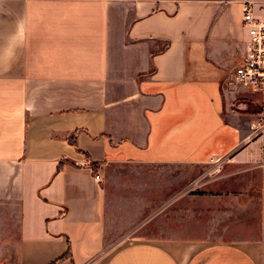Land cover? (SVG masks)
<instances>
[{
  "label": "crops",
  "instance_id": "crops-1",
  "mask_svg": "<svg viewBox=\"0 0 264 264\" xmlns=\"http://www.w3.org/2000/svg\"><path fill=\"white\" fill-rule=\"evenodd\" d=\"M246 1L0 0V264H264Z\"/></svg>",
  "mask_w": 264,
  "mask_h": 264
},
{
  "label": "built area",
  "instance_id": "built-area-1",
  "mask_svg": "<svg viewBox=\"0 0 264 264\" xmlns=\"http://www.w3.org/2000/svg\"><path fill=\"white\" fill-rule=\"evenodd\" d=\"M242 13L248 40L246 52L235 67L234 75L239 84L264 95V0L244 2Z\"/></svg>",
  "mask_w": 264,
  "mask_h": 264
},
{
  "label": "rangeland",
  "instance_id": "rangeland-1",
  "mask_svg": "<svg viewBox=\"0 0 264 264\" xmlns=\"http://www.w3.org/2000/svg\"><path fill=\"white\" fill-rule=\"evenodd\" d=\"M237 65H238V62L234 63L235 67ZM260 96H261L260 94H257L254 92L252 93V91L250 92V90L247 87L239 84L236 81L234 71L230 73V75L228 76V79L224 83V97H225V103H226L227 109L231 108L233 110L240 111V112H246V113L255 112L258 110V107L257 105L256 106L254 105V101L256 97H260ZM226 115L229 117L231 116L229 112H227ZM125 204L127 205L124 206L122 210L132 211L138 208V207L130 206L129 202H126ZM152 206H153V200H150L146 203V207L144 208H148Z\"/></svg>",
  "mask_w": 264,
  "mask_h": 264
}]
</instances>
